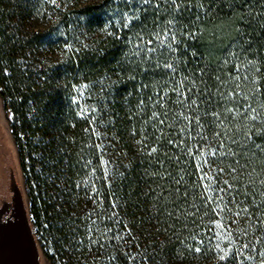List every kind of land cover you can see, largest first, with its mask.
Listing matches in <instances>:
<instances>
[{
	"label": "trees",
	"instance_id": "1",
	"mask_svg": "<svg viewBox=\"0 0 264 264\" xmlns=\"http://www.w3.org/2000/svg\"><path fill=\"white\" fill-rule=\"evenodd\" d=\"M182 2L180 51L153 60L178 72L145 74L136 46L156 4L172 18L164 0H0V96L52 264H264V152L247 139L264 110H238L264 101V0Z\"/></svg>",
	"mask_w": 264,
	"mask_h": 264
},
{
	"label": "snow or ice",
	"instance_id": "2",
	"mask_svg": "<svg viewBox=\"0 0 264 264\" xmlns=\"http://www.w3.org/2000/svg\"><path fill=\"white\" fill-rule=\"evenodd\" d=\"M133 0H128V3H132ZM138 3L140 5H147L148 8L144 9L145 12L149 11V9L153 6V0H138ZM164 3L168 5L169 11L173 13L172 18L161 20L159 19L161 15V8L159 4H156L155 6V17L153 19V34L149 35V38L145 41L144 37L141 36V42L142 45H137L135 53L137 56H140L143 54V56L147 57V59L144 61L146 64L149 65L148 68L144 69L145 74H147L149 71L153 69H160L163 67L166 74L172 73L176 74L178 72L177 64L180 62L179 58H177V63L172 62H164L163 65H161L159 62L153 63L154 60V54L157 52V49H163L165 51H168L170 53H176L180 51V44L181 41L177 39V35L180 33V28L177 27L179 24V18L182 17L184 11H186V6L183 4L182 0H164ZM203 8V5H201ZM208 14V10H205V15ZM140 16L139 15H133L129 19V23L125 24L124 27L128 28L130 24H132L133 21H139ZM183 35H187L190 39H195L196 34L195 33H183ZM188 46L185 45L184 51H187ZM255 71L259 74V77L261 79H264V71L261 70V68H256ZM203 74V73H202ZM185 79H187L185 77ZM191 91V88L188 89ZM257 95L264 96V87H259L256 92ZM193 103H195L193 101ZM238 110L243 115L244 119L250 120L253 125H255L258 117H260L261 110H264V101L261 102L260 109H257L253 104H250L247 102V99L244 98V103L239 105ZM231 111V110H229ZM163 123V121H161ZM218 135H220L218 133ZM259 135V138L261 140H264V129L260 127H254L250 131L249 135L247 136V139L252 141L253 147L256 149H259L261 152H264V144L256 142L254 137ZM155 151V149H153ZM215 155V153H213ZM194 251L200 252V248H195ZM221 259H228V257L222 256Z\"/></svg>",
	"mask_w": 264,
	"mask_h": 264
},
{
	"label": "rangeland",
	"instance_id": "3",
	"mask_svg": "<svg viewBox=\"0 0 264 264\" xmlns=\"http://www.w3.org/2000/svg\"><path fill=\"white\" fill-rule=\"evenodd\" d=\"M11 113L4 107L3 100L0 96V216L11 204L15 203L17 192H19L23 201L24 210L28 211L29 199L27 197V187L25 177L19 164L17 146L11 132ZM17 222L15 212L11 215V219L6 222L4 227L0 229V233H4L9 224ZM0 234V237H1ZM23 232L17 233V242L21 248L22 264H52L51 260L45 254L44 249L38 252L37 245L33 247L35 253H31L30 243L27 242ZM3 238H5L3 236ZM4 242L0 245V264L5 263Z\"/></svg>",
	"mask_w": 264,
	"mask_h": 264
},
{
	"label": "water",
	"instance_id": "4",
	"mask_svg": "<svg viewBox=\"0 0 264 264\" xmlns=\"http://www.w3.org/2000/svg\"><path fill=\"white\" fill-rule=\"evenodd\" d=\"M15 216L17 218V222L14 224H9L7 229L3 231L4 233H0V245L4 242V254L6 257L5 263L9 264H22L21 261V248L18 245L16 240L17 233L23 232L27 237L30 243L31 253H35L37 249L33 246L36 244L34 240L33 229L29 223L28 219V211L24 210L23 201L19 192H17V197L15 201ZM3 236L5 238H3Z\"/></svg>",
	"mask_w": 264,
	"mask_h": 264
},
{
	"label": "flooded vegetation",
	"instance_id": "5",
	"mask_svg": "<svg viewBox=\"0 0 264 264\" xmlns=\"http://www.w3.org/2000/svg\"><path fill=\"white\" fill-rule=\"evenodd\" d=\"M14 212H15V203L11 204V207L8 206V208L0 216V229L4 227L3 225H5L8 220L11 219V215ZM28 219H29V223L31 225L30 218H29V213H28ZM31 227H32V225H31ZM33 234H34V232H33ZM24 237L26 238L27 242H29L28 241V237L27 236H24ZM34 240H35V243L37 245L38 252H39L40 251V246H39V244H38V242L36 240L35 234H34ZM30 264H33V263L30 262Z\"/></svg>",
	"mask_w": 264,
	"mask_h": 264
}]
</instances>
